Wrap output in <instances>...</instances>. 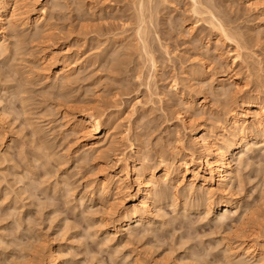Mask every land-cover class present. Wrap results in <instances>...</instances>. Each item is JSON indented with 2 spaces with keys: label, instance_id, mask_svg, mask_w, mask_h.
Returning a JSON list of instances; mask_svg holds the SVG:
<instances>
[{
  "label": "rangeland",
  "instance_id": "374dc122",
  "mask_svg": "<svg viewBox=\"0 0 264 264\" xmlns=\"http://www.w3.org/2000/svg\"><path fill=\"white\" fill-rule=\"evenodd\" d=\"M129 1L23 0L32 12L45 6L44 21L35 25L21 17L6 28L3 44L8 47L0 55V110L6 111L0 116V264H46L50 248L58 264H261L258 257H237L239 249L234 250L244 238L264 246V150L259 144L243 154L245 166H235L239 178L232 198L242 219L185 211L182 205L190 201L178 196L177 203L158 204L150 223H134L132 233L128 229L106 240L112 225V217L104 218L106 207L114 203L118 209L121 203L96 192L103 170L117 167L114 153L124 152L132 161L131 143L140 150L139 165L156 164L163 152L179 158V144L193 147L176 116L212 129L229 110L240 111L243 99L264 100V0H199L205 5H199L201 11L214 5L212 13L221 15L239 42L248 40L235 61V47L202 22L206 13L193 15L191 0L149 1L153 7L145 22L151 23L145 24L158 58L156 71L134 51L137 18ZM63 59L69 68L65 79L55 74ZM220 84H227L224 95ZM88 110L101 113L117 139L113 147L104 142L106 149L95 156L81 153L82 141L70 125ZM178 133L184 135L181 142ZM176 186L169 187L172 193L185 188L184 183Z\"/></svg>",
  "mask_w": 264,
  "mask_h": 264
},
{
  "label": "bare ground",
  "instance_id": "6f19581e",
  "mask_svg": "<svg viewBox=\"0 0 264 264\" xmlns=\"http://www.w3.org/2000/svg\"><path fill=\"white\" fill-rule=\"evenodd\" d=\"M36 1H38L39 3L41 2V0H36ZM130 1L132 4L131 6L134 9L133 13L135 12V15H136L135 17L137 18V19H135L137 21V24H135L136 26L133 25L136 27L135 28L136 29L135 37L137 39L136 40L137 43L135 44V46L137 48L135 47L136 49H134V51L135 50L138 51V52L137 51L136 52L139 53L140 58H142V56L146 57L147 62H149V64H147V63L146 64L150 66V70L152 69V71H156L157 64H159V63H157L158 58L156 60L155 55H157V54H156V52L154 54V49H155L153 46L154 44L152 45L153 47H151L148 44L149 39L147 40V38H148L147 37V31L149 33V29H147V25L145 24L146 22H148V24L151 23L149 21L145 22L146 17H147L145 14L146 11H148V13H149L150 9L152 11L153 6H150L152 3L151 2L149 3V1H151V0H130ZM130 1H129V3H130ZM167 1H169V0H167ZM72 2H73V0H72ZM191 2H192V9L191 10L193 12V15H197V16L202 17L203 13L204 14L206 13L205 15H207V16L201 18L202 22L204 20L205 21L204 23L206 25L208 24L210 26V28H213L212 30H214V33L220 35V37L224 38L229 44H231L235 47V50H237V51H236V54L233 53V58H232L233 61H235L236 58L241 56L239 52L242 50V47L244 46L243 44H246V42L248 40L245 43H243L244 39L240 35L238 37L239 38L242 37L241 39H243V40L239 42L240 39L237 38V34H235L236 33L235 30L232 28L235 33H231L232 31L227 29V26H225L226 23L224 24L222 22L223 20L221 21L219 19V17H221V15L219 17L217 15V17H216L212 13V11H214V8H215L214 5L212 4V2L211 3L210 2L205 3L206 6L209 3L211 6L213 5L214 8L213 7L211 8V9H213L212 11L209 10L207 7L206 8L208 10L205 9L204 11L203 10L201 11L199 9L203 6L205 7L204 2L202 3L203 6H201V2L199 0H191ZM22 3H23V0H0V55H1V53H3V52L5 53V51H7L5 49L8 46H6V44H3V40L5 38L4 36L7 34L6 32H8V31H6L7 30L6 28L8 25L17 23V21L23 19V17L26 20H29V19L32 20L35 23V25L44 21L45 8H46L45 6L42 5L37 11L32 12L33 10L26 9V5L23 3V6L22 5L21 6H22V8H24V7L25 8L23 9L22 12L18 13L20 11L18 6H19V4H22ZM148 3L150 5H148ZM159 3H157V4H159ZM64 4H66V3H64ZM122 4H124V3H122ZM154 4L157 5L156 3H154ZM199 5L201 7H199ZM59 6H61V5L59 4ZM126 7H127V4H126ZM128 7H129V5H128ZM202 9H204V8H202ZM123 10H125V8ZM156 10H155V14H156ZM128 12H131V11H128ZM125 14H127V12ZM216 14H218V13H216ZM223 14H224V12H223ZM79 15H81V14H79ZM150 15H151V13H150ZM132 16L134 17V15H132ZM224 16H225V14H224ZM19 18H21V19H19ZM149 18H151V17H149ZM199 20L200 19H198V21ZM151 29H152V26H151ZM39 31H41V30L39 29ZM149 35H150V33H149ZM126 37H128V35ZM128 38H130V37H128ZM151 39H152V37H151ZM156 39H158V38L156 37ZM130 43H132V42H130ZM241 43H243V44H241ZM163 45H165V44H163ZM15 46H17V45H15ZM152 48H154V49L152 50ZM163 48H164V46H163ZM157 50H158V48H157ZM137 55L138 54H136L134 56L137 57ZM49 56L53 57V54L51 53V55H49ZM51 57H49V59H51ZM133 59H135V58H133ZM133 59H131V60H133ZM63 60H61V63L57 67L55 74L57 73L60 76V78L62 77L65 79V77L68 76L69 68L67 67V64L65 62L67 60L66 59L64 61ZM141 61H142V59H141ZM143 63H144V61H143ZM146 70H149V69L146 68ZM151 76L152 75H149V77H151ZM135 77H136V75H135ZM153 77H155V76H153ZM237 77H238V75L235 73V75L233 76V79H236ZM147 80H149V79H147ZM150 80H152V78ZM150 80L148 82L147 81H145V82L146 83H149V82L152 83ZM153 80H155V79H153ZM219 81H221V79ZM174 82H175V79H174ZM140 83H142V82H140ZM175 83H177V82H175ZM175 83L173 86L176 85ZM224 85L225 84H220L221 88L219 87L220 89H218L220 91L222 90L223 95H224V93L228 92L227 87H225L227 84L225 86ZM18 86L19 85H17V87ZM146 86L147 85L145 84V87ZM153 86H155V84ZM173 86H171V87H172L173 91H175V93H176L177 89ZM226 90H227V92H226ZM22 91H23V89H22ZM16 97H17V95H16ZM253 98H252L253 100L243 99L241 101V104H240V106H242L240 111L229 110L223 116L224 118L221 119L222 122L219 120L220 121V123L218 122L219 125H217L216 127L212 128V129H211V127L209 129H207L208 127L205 128L201 124L194 125L193 121L191 120L192 117L189 118V116H188L185 118L183 116L182 117L176 116V119H178L180 121V124L183 127L184 134L190 138V145L193 147L192 150L190 151V150H188V148L186 149L185 147L182 146L183 143L179 144L181 146V148H180L181 154H180L179 158L176 157V155H170L169 156V155H166L165 152H163L164 154H158L159 156H158V161L156 162V164H153V162H152V164H150V162H149L148 165L147 164L141 165L142 163L139 165V163L137 162V157L140 154L139 153L140 150L137 147H135L136 145L132 146L131 143H130V146L128 144V148L131 147L130 148L131 151L135 154L134 155L135 158L132 161L126 160V158L124 157V154H125L124 152L114 153L113 163H115V165H117V167L114 170H111V172L108 170H103L104 173L101 176V179L97 184L98 187H97V192H96V193L99 192L100 193L99 195L102 198L103 197L106 198V196L110 195L114 199L116 198L117 201H119L121 203L120 204L121 206L118 209H117V207L115 209L116 205L113 206L114 203H110V205L111 204H113V205L106 207V209H107L106 213L104 211V213L106 214V215L104 214L105 215L104 218L107 219L109 217H112V225L108 227L109 229L107 228L108 229L107 232L105 231V233L107 235L106 240L107 239L109 240L111 237H113L114 235H116L120 232H124L125 230L128 231V229H129V232L132 233L131 232L132 230L130 231V229H131L130 226L132 224L135 223L136 225H139V224L141 225L142 223L149 222L151 220V218L153 217L152 215H154V213L156 212V207L158 206V204H161L163 202L165 203V199H172V201L177 203L178 196H180L181 198L183 197L185 199H188L190 201L189 203L187 202L186 204L182 205V206H184L185 211H187L189 209L190 210H196V211L198 209L203 210L205 212L206 216L207 215L212 216V219H218L219 218V220L229 218V216H231V215H233V216L236 215L237 218L242 219L243 214H242V211H239V208H240L239 204L236 203V201H234L232 198L233 182L237 181V179L239 178L238 172H237L235 166L237 164L243 165V163H244L243 166L246 165L245 160L247 158H245L244 155L247 154L248 152H251L254 146L259 144L258 146L261 147L260 149L264 150V100L261 99V97H257V96L253 97ZM188 104H189V102H188ZM0 109H1V107H0ZM4 109H3V111H5ZM3 111L0 110L1 119L3 118V115L5 116V114H6L5 113L6 111L4 113H3ZM193 112L195 115V111H193ZM196 114H198V112ZM101 116H102L101 113L98 114L97 112L95 113L92 110L91 111L88 110L84 113V115L82 116L81 119H78V120H72L71 119L72 121H71L70 125H71L72 130L75 131V133L77 134L80 141H82L80 149L83 151L81 153L84 152V154H88V153L90 154V152H91L92 154L94 153V156H95V153H97L99 150L102 153L101 148L106 149L105 147L107 144H110V145L113 144L114 145V143H116L117 139L114 138L115 133H112V131H111L112 129H111V126L109 124L107 125L106 123H104V121L101 120ZM183 118H185V119H183ZM32 131H35V130H32ZM178 135H179V133H178ZM182 135H179V137L177 136V142L182 141V138L180 137ZM183 137H184V135H183ZM121 140H122V138H121ZM104 142L106 145L104 144ZM102 143H103V145H100ZM113 145H112V147H113ZM188 147H190V146H188ZM109 148H111V147H109ZM112 149L113 148H111V150ZM160 149H163V148H160ZM178 151H179V149H178ZM177 154L179 155V152H177ZM145 155H147V154H145ZM86 156L87 155H85V157ZM148 158H149V156H148ZM145 159L146 158H144V160ZM109 166H110V163H109L108 167ZM105 168L107 169V167H105ZM110 169H112V168H110ZM161 182H163L164 184L162 185ZM181 183L185 184L186 189L184 188V190L183 191L181 190L180 193H177V192L172 193L169 187H172V186L174 187V185L175 186L180 185ZM131 188H132V190H131ZM32 194H34V193H32ZM178 194H180V195H178ZM216 195H219V196H216ZM92 197H93V192L91 193V198ZM98 198H99V196H98ZM184 203H185V201H184ZM172 204L174 205V203H172ZM193 207H194V209H192ZM154 210H155V212H154ZM223 222L224 221H222V223ZM223 224H225V223H223ZM110 234H113V236L110 237ZM236 246L237 247L234 248V250L239 249V251L236 253L237 257H239V256L241 257L242 255H246V256L249 255V257L250 256H256V257H258V260L260 263L261 262L264 263V246L258 245L256 242H254L250 238L242 239L241 241H239V243ZM54 250L55 249H53V248H50L49 250H47L46 264H58L59 263L57 260V255L55 254L56 252ZM230 250H232V248ZM231 255H233V254H231ZM178 261H175L174 263L179 264ZM26 264H35V263L28 261V263H26ZM64 264H67V263L64 262Z\"/></svg>",
  "mask_w": 264,
  "mask_h": 264
}]
</instances>
